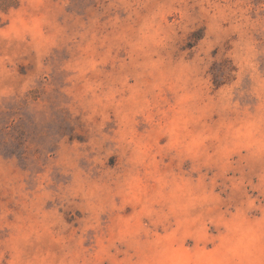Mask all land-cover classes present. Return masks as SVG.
<instances>
[{
	"label": "rangeland",
	"instance_id": "1",
	"mask_svg": "<svg viewBox=\"0 0 264 264\" xmlns=\"http://www.w3.org/2000/svg\"><path fill=\"white\" fill-rule=\"evenodd\" d=\"M0 264H264V0H0Z\"/></svg>",
	"mask_w": 264,
	"mask_h": 264
}]
</instances>
